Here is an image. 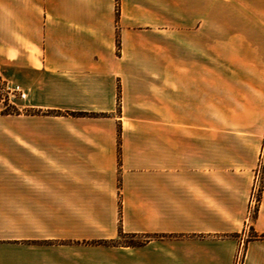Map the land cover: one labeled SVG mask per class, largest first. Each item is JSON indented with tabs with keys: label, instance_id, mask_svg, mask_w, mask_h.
<instances>
[{
	"label": "crops",
	"instance_id": "obj_1",
	"mask_svg": "<svg viewBox=\"0 0 264 264\" xmlns=\"http://www.w3.org/2000/svg\"><path fill=\"white\" fill-rule=\"evenodd\" d=\"M0 76V264H264V0H0Z\"/></svg>",
	"mask_w": 264,
	"mask_h": 264
},
{
	"label": "rangeland",
	"instance_id": "obj_2",
	"mask_svg": "<svg viewBox=\"0 0 264 264\" xmlns=\"http://www.w3.org/2000/svg\"><path fill=\"white\" fill-rule=\"evenodd\" d=\"M118 2V0H117ZM119 95H118V105H119ZM48 112V111H47ZM54 112V111H53ZM36 112L33 111L32 109H28L26 111H18L16 109H12V107H6L5 109L3 108V105L0 104V114H35ZM59 113V112H58ZM44 115H48L45 112L43 113ZM76 114V116H82L81 113H73ZM72 114V115H73ZM59 115V114H56ZM86 114H83V116ZM263 176H264V146L263 149L261 150L260 158H259V169L257 173V183L255 185L256 193L254 194L253 200L251 201V197L249 200V214L252 216L256 212V209L260 203V195H261V186H262V181H263ZM252 195V194H251ZM254 217V216H253ZM243 239L245 242L249 240H264L263 236L264 234H257L252 230V228L247 227L242 233ZM119 242H126V243H137L141 244L145 241L144 237H133L129 235H121ZM241 259H243V250L241 249L240 253L237 255V260L235 264H241Z\"/></svg>",
	"mask_w": 264,
	"mask_h": 264
},
{
	"label": "built area",
	"instance_id": "obj_3",
	"mask_svg": "<svg viewBox=\"0 0 264 264\" xmlns=\"http://www.w3.org/2000/svg\"><path fill=\"white\" fill-rule=\"evenodd\" d=\"M26 99L27 93L19 84L3 80L0 76V104L3 105L4 109L12 107L18 111H26L30 109L24 104ZM255 193L256 189L251 195V201Z\"/></svg>",
	"mask_w": 264,
	"mask_h": 264
},
{
	"label": "trees",
	"instance_id": "obj_4",
	"mask_svg": "<svg viewBox=\"0 0 264 264\" xmlns=\"http://www.w3.org/2000/svg\"><path fill=\"white\" fill-rule=\"evenodd\" d=\"M46 114L48 115H56V114H59L58 112H53V111H48V112H45ZM73 116H76V114H73ZM123 233L121 230H119V236H121ZM264 238V236H263ZM114 242L112 241H104V242H100V244H105V245H111L113 244ZM131 244H135V243H131Z\"/></svg>",
	"mask_w": 264,
	"mask_h": 264
}]
</instances>
